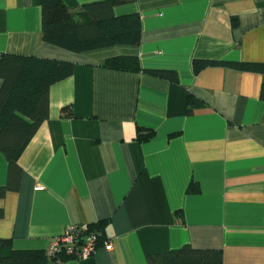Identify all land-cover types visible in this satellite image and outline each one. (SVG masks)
<instances>
[{"label": "crops", "instance_id": "obj_1", "mask_svg": "<svg viewBox=\"0 0 264 264\" xmlns=\"http://www.w3.org/2000/svg\"><path fill=\"white\" fill-rule=\"evenodd\" d=\"M63 1L75 11L99 0ZM132 13L138 44L76 53L42 39L38 0H0V54L73 64L49 87L48 116L18 158V190L0 198V239L45 250L71 226L100 223L110 246L61 264H146L185 245L220 250L222 264H264V71L192 67L194 59L264 63V0L113 7ZM122 55L140 70L103 66ZM189 96L202 103L191 113ZM65 106L72 117L62 116ZM137 127L154 135L140 142ZM7 166L0 152V187ZM191 183L198 192H187Z\"/></svg>", "mask_w": 264, "mask_h": 264}, {"label": "trees", "instance_id": "obj_2", "mask_svg": "<svg viewBox=\"0 0 264 264\" xmlns=\"http://www.w3.org/2000/svg\"><path fill=\"white\" fill-rule=\"evenodd\" d=\"M131 0H99L70 10L63 0H38L41 8V37L44 41L72 52H85L115 45H136L140 40L141 22L137 13L114 15L113 7ZM221 63L239 70L264 71V63L219 62L211 60L192 61L194 71ZM103 66L111 69L140 70L134 56H116L103 61ZM73 64L49 58H37L15 54H0V152L7 161V181L0 187V198L8 191H17L21 169L17 163L39 124L48 116L49 87L70 76ZM147 72L176 81V74L168 70H146ZM264 98V86L260 90ZM201 101L189 96L187 113H191ZM63 117H72L71 108L61 110ZM154 135L151 129L137 127L138 141H147ZM195 184H190L187 192H198ZM2 211L0 209V217ZM181 219V213H177ZM74 226L77 244L89 234L96 237L98 247L106 237L102 224ZM73 258L63 250L48 255L44 249H13L7 239H0V264H51ZM146 264H222L221 251L213 248L197 249L185 245L178 249L154 253L146 257Z\"/></svg>", "mask_w": 264, "mask_h": 264}, {"label": "built area", "instance_id": "obj_3", "mask_svg": "<svg viewBox=\"0 0 264 264\" xmlns=\"http://www.w3.org/2000/svg\"><path fill=\"white\" fill-rule=\"evenodd\" d=\"M37 188L40 189L41 187ZM81 229H85V225H82ZM76 240L74 226H71L67 228L63 234L51 238L45 250L48 255H55L59 251L63 250L65 254L71 255L75 259H83L90 256L97 248L95 245L96 237L92 233L81 239V244H77ZM102 245L109 247V239L105 238L102 240ZM51 264H61V261L56 260Z\"/></svg>", "mask_w": 264, "mask_h": 264}]
</instances>
